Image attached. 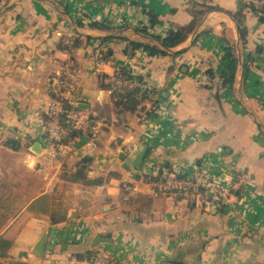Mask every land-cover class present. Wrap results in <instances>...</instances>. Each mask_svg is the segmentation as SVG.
<instances>
[{
  "label": "crops",
  "instance_id": "obj_1",
  "mask_svg": "<svg viewBox=\"0 0 264 264\" xmlns=\"http://www.w3.org/2000/svg\"><path fill=\"white\" fill-rule=\"evenodd\" d=\"M176 30L185 40L166 48ZM117 65L153 86L142 114L111 93ZM69 71L71 98L104 126L63 157L45 145L44 111ZM194 171L244 182L218 207L155 190ZM100 248L116 264H264V7L0 0V264H77Z\"/></svg>",
  "mask_w": 264,
  "mask_h": 264
},
{
  "label": "built area",
  "instance_id": "obj_2",
  "mask_svg": "<svg viewBox=\"0 0 264 264\" xmlns=\"http://www.w3.org/2000/svg\"><path fill=\"white\" fill-rule=\"evenodd\" d=\"M257 8L264 7V0H251ZM67 79L61 84L65 89L59 90L57 97L51 100L44 111L43 129L45 131V145L54 153L63 157L71 156L77 149V139L86 136L87 145L96 146L97 140L104 126L103 119L85 113L78 107L72 97L73 90L77 87ZM212 77L206 70L202 71L199 83L203 86L210 85ZM110 91L116 100L127 101L132 96L138 103L140 114L144 107H148L154 100L153 86L144 78L135 75L130 68L117 65L109 79ZM67 88V89H66ZM244 182L243 175L237 176L234 182L227 186L218 183L215 179L202 171H194L191 175L180 176L165 174L156 182L158 192L174 196L185 202L205 204L208 207H218L229 202L234 191L241 188ZM131 190L130 186H125ZM114 256L106 249L100 248L95 255L87 261L77 264H116Z\"/></svg>",
  "mask_w": 264,
  "mask_h": 264
},
{
  "label": "trees",
  "instance_id": "obj_3",
  "mask_svg": "<svg viewBox=\"0 0 264 264\" xmlns=\"http://www.w3.org/2000/svg\"><path fill=\"white\" fill-rule=\"evenodd\" d=\"M186 36H187V32L185 30L170 31L169 34L165 38L162 39V42L166 48H170V47H173L181 43L183 40H185ZM119 102H122V103H128V102L132 103L133 102L136 105L135 107L138 106V103L134 100L132 96H129L127 101H119ZM12 146H15V144L12 143ZM90 255H91L90 258H92L95 254L91 252Z\"/></svg>",
  "mask_w": 264,
  "mask_h": 264
},
{
  "label": "water",
  "instance_id": "obj_4",
  "mask_svg": "<svg viewBox=\"0 0 264 264\" xmlns=\"http://www.w3.org/2000/svg\"><path fill=\"white\" fill-rule=\"evenodd\" d=\"M33 150L37 153H39L42 150V145L40 142H36L35 145L33 146ZM145 154V150L142 151V153L139 155L137 161L135 162V165H139V163L142 161L143 157ZM46 240H47V235L45 234L41 240L37 243L36 247H35V253L39 256L42 257L45 251V245H46ZM100 240H103L101 238H97L96 239V243ZM160 264H185V263H181V262H174V261H164Z\"/></svg>",
  "mask_w": 264,
  "mask_h": 264
},
{
  "label": "rangeland",
  "instance_id": "obj_5",
  "mask_svg": "<svg viewBox=\"0 0 264 264\" xmlns=\"http://www.w3.org/2000/svg\"><path fill=\"white\" fill-rule=\"evenodd\" d=\"M126 186H130V185L129 184H126ZM154 187H156V183L154 184ZM155 190H157V188ZM128 191H130V190H128Z\"/></svg>",
  "mask_w": 264,
  "mask_h": 264
}]
</instances>
